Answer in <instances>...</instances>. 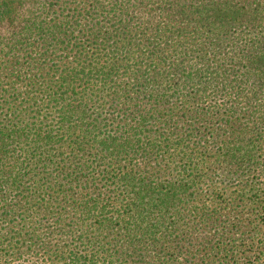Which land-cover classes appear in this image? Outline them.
Segmentation results:
<instances>
[{
	"label": "trees",
	"instance_id": "1",
	"mask_svg": "<svg viewBox=\"0 0 264 264\" xmlns=\"http://www.w3.org/2000/svg\"><path fill=\"white\" fill-rule=\"evenodd\" d=\"M0 264H264V0H0Z\"/></svg>",
	"mask_w": 264,
	"mask_h": 264
},
{
	"label": "rangeland",
	"instance_id": "2",
	"mask_svg": "<svg viewBox=\"0 0 264 264\" xmlns=\"http://www.w3.org/2000/svg\"><path fill=\"white\" fill-rule=\"evenodd\" d=\"M247 173H248V171H247ZM251 173H255V174H257L256 172H253V171H251ZM250 173V177L251 178H253V174H251ZM244 176H245V174L244 175H237V174H235V175H229L228 177H227V179H225L224 180V183H223V185L226 187V188H228V191H230V190H236V189H239V187H241L242 185H244L245 183H240L239 182V180H241V179H243L244 178ZM237 177V178H236ZM246 177V176H245ZM224 178V177H223ZM245 179V178H244ZM203 188V187H202Z\"/></svg>",
	"mask_w": 264,
	"mask_h": 264
}]
</instances>
